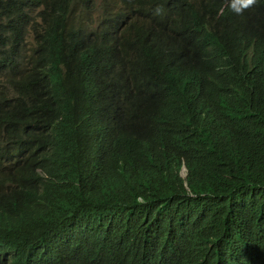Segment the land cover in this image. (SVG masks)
<instances>
[{
  "label": "trees",
  "instance_id": "trees-1",
  "mask_svg": "<svg viewBox=\"0 0 264 264\" xmlns=\"http://www.w3.org/2000/svg\"><path fill=\"white\" fill-rule=\"evenodd\" d=\"M41 1L0 0V264H59L75 244L103 255L136 246L176 261L255 258L264 236V100L256 86L173 59L169 45L188 36L173 0H147L152 23L124 44L122 64L103 66L93 59V36L104 32L58 30L53 0L39 22L32 12ZM74 58L95 71L107 109L150 88L159 112L199 125L203 143L182 164L152 146L120 163L113 116L87 130L60 124L53 89Z\"/></svg>",
  "mask_w": 264,
  "mask_h": 264
},
{
  "label": "clouds",
  "instance_id": "clouds-1",
  "mask_svg": "<svg viewBox=\"0 0 264 264\" xmlns=\"http://www.w3.org/2000/svg\"><path fill=\"white\" fill-rule=\"evenodd\" d=\"M53 1L58 30L83 29L87 35L96 28L104 32L93 36V59L102 66L122 64L120 55L127 54L124 44L129 43L134 31L150 25L154 16V8L147 0ZM173 1L174 17L186 25L188 32L180 43L169 45L173 59L189 68H205L223 82L235 80L243 86H256L257 96L264 100V0ZM40 4L32 12L39 22V15L51 6L45 0ZM33 35V31L26 35L28 47L34 43ZM67 63L59 86L53 89V104L63 103L60 124L87 130L113 116L115 139L120 142L116 152L120 163L129 160L134 152L152 146L156 154L165 151L169 158L182 164L187 152L203 143L204 133L199 125L169 121L159 112L152 89H139L113 109H107L95 71L77 58ZM180 175H187L185 164ZM156 184L161 193L162 182L157 179ZM58 256L59 264H264V236L255 258L222 259L212 254L201 261H176L169 253H147L136 246L103 255L82 244L68 245ZM17 264L39 262L32 258Z\"/></svg>",
  "mask_w": 264,
  "mask_h": 264
}]
</instances>
